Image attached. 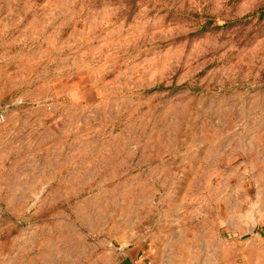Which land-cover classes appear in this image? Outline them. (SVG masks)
<instances>
[{
  "label": "rangeland",
  "instance_id": "374dc122",
  "mask_svg": "<svg viewBox=\"0 0 264 264\" xmlns=\"http://www.w3.org/2000/svg\"><path fill=\"white\" fill-rule=\"evenodd\" d=\"M264 0H0V264H264Z\"/></svg>",
  "mask_w": 264,
  "mask_h": 264
},
{
  "label": "crops",
  "instance_id": "0c3cea01",
  "mask_svg": "<svg viewBox=\"0 0 264 264\" xmlns=\"http://www.w3.org/2000/svg\"><path fill=\"white\" fill-rule=\"evenodd\" d=\"M123 264H144L143 260H135V259H126Z\"/></svg>",
  "mask_w": 264,
  "mask_h": 264
},
{
  "label": "trees",
  "instance_id": "16d2710c",
  "mask_svg": "<svg viewBox=\"0 0 264 264\" xmlns=\"http://www.w3.org/2000/svg\"><path fill=\"white\" fill-rule=\"evenodd\" d=\"M260 14L264 13V7L259 10Z\"/></svg>",
  "mask_w": 264,
  "mask_h": 264
}]
</instances>
